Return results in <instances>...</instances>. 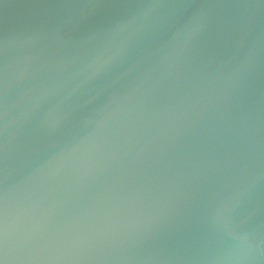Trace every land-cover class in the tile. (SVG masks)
I'll return each mask as SVG.
<instances>
[{
  "label": "water",
  "instance_id": "obj_1",
  "mask_svg": "<svg viewBox=\"0 0 264 264\" xmlns=\"http://www.w3.org/2000/svg\"><path fill=\"white\" fill-rule=\"evenodd\" d=\"M0 264H264V0H0Z\"/></svg>",
  "mask_w": 264,
  "mask_h": 264
}]
</instances>
